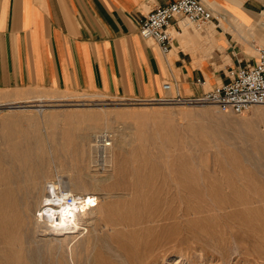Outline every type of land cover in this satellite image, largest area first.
Here are the masks:
<instances>
[{
    "label": "rangeland",
    "instance_id": "374dc122",
    "mask_svg": "<svg viewBox=\"0 0 264 264\" xmlns=\"http://www.w3.org/2000/svg\"><path fill=\"white\" fill-rule=\"evenodd\" d=\"M176 97L0 92V166L20 156L31 228L46 186L98 201L75 232L33 234V264H264V104L236 114ZM105 129L111 163L97 169Z\"/></svg>",
    "mask_w": 264,
    "mask_h": 264
},
{
    "label": "crops",
    "instance_id": "0c3cea01",
    "mask_svg": "<svg viewBox=\"0 0 264 264\" xmlns=\"http://www.w3.org/2000/svg\"><path fill=\"white\" fill-rule=\"evenodd\" d=\"M170 1L0 0V92L46 88L125 100L199 96L252 64L257 48H264V0H203L213 19L194 27L197 33L183 26L184 19L173 20L165 61L139 36L137 20Z\"/></svg>",
    "mask_w": 264,
    "mask_h": 264
},
{
    "label": "built area",
    "instance_id": "2783aa9c",
    "mask_svg": "<svg viewBox=\"0 0 264 264\" xmlns=\"http://www.w3.org/2000/svg\"><path fill=\"white\" fill-rule=\"evenodd\" d=\"M184 19L197 29L213 19L211 8L203 0H171L163 6L153 8L137 20L138 34L144 40L152 41L166 61L171 49L170 26L173 20ZM204 84V79H197ZM163 89L170 90L165 82ZM177 100L189 103H210L222 111L236 114L247 111L253 105L264 104V48H257L256 60L249 65L239 66L228 81L218 84L200 96L179 97ZM113 133L109 130L96 132L91 141L92 165L104 169L111 163ZM68 196L66 203L73 202Z\"/></svg>",
    "mask_w": 264,
    "mask_h": 264
},
{
    "label": "bare ground",
    "instance_id": "6f19581e",
    "mask_svg": "<svg viewBox=\"0 0 264 264\" xmlns=\"http://www.w3.org/2000/svg\"><path fill=\"white\" fill-rule=\"evenodd\" d=\"M17 102L13 101L10 104ZM7 162L10 164L0 166L2 170L0 173V264H33L34 262L30 260L29 248L32 245L30 241L34 237L33 234L58 235L62 230L67 233L75 232L77 224L85 225L87 219L94 217L90 216L86 219L85 216L93 211V208L89 207L98 201L90 197L83 200V196L75 195L73 185L69 181L61 180L60 184L57 182L50 188L46 186L42 204L33 217L35 225L31 228L29 210L26 206L23 207V214H20L19 204L28 197L25 194L26 189L20 182V156L11 157ZM246 168L249 169L248 166ZM68 196L74 198L73 202L66 203ZM74 226L75 228L72 229Z\"/></svg>",
    "mask_w": 264,
    "mask_h": 264
}]
</instances>
